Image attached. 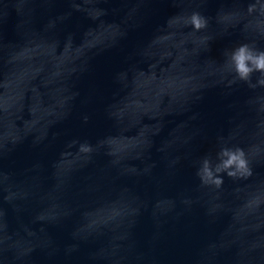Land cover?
Segmentation results:
<instances>
[{"label":"water","instance_id":"95a60500","mask_svg":"<svg viewBox=\"0 0 264 264\" xmlns=\"http://www.w3.org/2000/svg\"><path fill=\"white\" fill-rule=\"evenodd\" d=\"M262 5L0 0V264H264V88L225 64ZM224 147L252 175L202 184Z\"/></svg>","mask_w":264,"mask_h":264},{"label":"clouds","instance_id":"9594fccd","mask_svg":"<svg viewBox=\"0 0 264 264\" xmlns=\"http://www.w3.org/2000/svg\"><path fill=\"white\" fill-rule=\"evenodd\" d=\"M255 9V5L249 6V12ZM261 11L264 12V5ZM188 23L193 30L199 32L207 27L206 19L199 13H192ZM225 64L230 66V72L240 81L247 82L250 87L264 88V50L241 44L225 52ZM254 74H259L253 82ZM216 162L211 157H204L196 171L202 184L213 186L217 189L224 184V177L243 179L252 175L249 160L243 149L221 148L216 154Z\"/></svg>","mask_w":264,"mask_h":264}]
</instances>
